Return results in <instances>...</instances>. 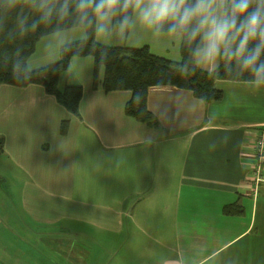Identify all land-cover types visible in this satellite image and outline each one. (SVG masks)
Returning a JSON list of instances; mask_svg holds the SVG:
<instances>
[{
    "label": "crops",
    "instance_id": "crops-1",
    "mask_svg": "<svg viewBox=\"0 0 264 264\" xmlns=\"http://www.w3.org/2000/svg\"><path fill=\"white\" fill-rule=\"evenodd\" d=\"M78 39L74 27L46 35L28 63L56 62ZM98 42L181 60L178 38L139 25ZM93 77L91 56L60 76V90L83 86L79 116L41 84L0 86V179L15 184L0 185V264H264V181L256 190L253 174L264 88L219 79L223 98L207 103L152 86L150 127L126 114L130 90ZM233 203L241 214L224 212Z\"/></svg>",
    "mask_w": 264,
    "mask_h": 264
},
{
    "label": "clouds",
    "instance_id": "clouds-1",
    "mask_svg": "<svg viewBox=\"0 0 264 264\" xmlns=\"http://www.w3.org/2000/svg\"><path fill=\"white\" fill-rule=\"evenodd\" d=\"M53 19L58 34L60 22L81 30L76 44L90 37L106 43L139 25L180 40L188 58L177 62L179 74L199 69L211 75L223 67L226 77H247L249 88H264V0H0V40H23ZM20 52L11 71L25 83L41 70Z\"/></svg>",
    "mask_w": 264,
    "mask_h": 264
},
{
    "label": "trees",
    "instance_id": "trees-1",
    "mask_svg": "<svg viewBox=\"0 0 264 264\" xmlns=\"http://www.w3.org/2000/svg\"><path fill=\"white\" fill-rule=\"evenodd\" d=\"M14 24L13 20L9 27ZM62 30L73 28L68 22H60ZM57 21L53 19L51 26L41 27L36 33H30L27 38L9 42L7 38L0 40V86L9 84L24 87L30 84H41L49 94L56 96L58 102L70 112L80 115V103L83 97V86L69 84L63 90L59 89V79L62 73L70 67L72 58L91 56L94 58L93 87L102 85L104 91L130 90L132 97L125 106L127 115L136 118L147 126L159 125L157 117L149 110L147 98L152 86L172 85L181 89L191 90L193 94L205 102H213L223 98V90L216 86L219 79L245 81V78L232 79L225 76L223 67L218 72L209 75L206 71L197 69L194 73L187 71L181 75L175 71L178 61L153 53L148 45L129 47L123 45H106L94 38L84 39L82 43H65L60 47V57L56 62L40 69L31 80L20 83L13 79L11 61L17 48L20 56L27 62L35 52L38 41L49 34L55 33ZM188 53L181 45V60L187 59ZM104 78L100 80L101 70ZM66 126V122H63ZM242 206L238 203L226 205V214H241Z\"/></svg>",
    "mask_w": 264,
    "mask_h": 264
},
{
    "label": "built area",
    "instance_id": "built-area-1",
    "mask_svg": "<svg viewBox=\"0 0 264 264\" xmlns=\"http://www.w3.org/2000/svg\"><path fill=\"white\" fill-rule=\"evenodd\" d=\"M253 174L257 190L259 184L264 181V126L259 130L256 139Z\"/></svg>",
    "mask_w": 264,
    "mask_h": 264
},
{
    "label": "rangeland",
    "instance_id": "rangeland-1",
    "mask_svg": "<svg viewBox=\"0 0 264 264\" xmlns=\"http://www.w3.org/2000/svg\"><path fill=\"white\" fill-rule=\"evenodd\" d=\"M3 160H4V157H1L0 155V165H4L3 164ZM0 185L2 186V188L5 190V191H8V189H11L12 187L15 186V184L13 185V182L10 180L9 177H7V182L6 184H4V181L0 179ZM20 185V182H16V186Z\"/></svg>",
    "mask_w": 264,
    "mask_h": 264
}]
</instances>
